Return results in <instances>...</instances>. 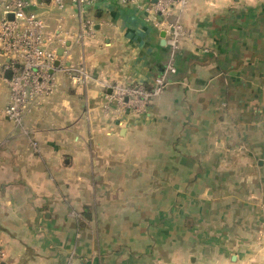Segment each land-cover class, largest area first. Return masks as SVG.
Listing matches in <instances>:
<instances>
[{
  "label": "crops",
  "instance_id": "1",
  "mask_svg": "<svg viewBox=\"0 0 264 264\" xmlns=\"http://www.w3.org/2000/svg\"><path fill=\"white\" fill-rule=\"evenodd\" d=\"M151 3L85 8V44L74 7L35 9L56 88L16 124L0 79V264H264V0L175 4L173 57ZM156 78L142 113L104 108Z\"/></svg>",
  "mask_w": 264,
  "mask_h": 264
},
{
  "label": "built area",
  "instance_id": "2",
  "mask_svg": "<svg viewBox=\"0 0 264 264\" xmlns=\"http://www.w3.org/2000/svg\"><path fill=\"white\" fill-rule=\"evenodd\" d=\"M45 0H0V79L9 89L10 99L5 116L19 124L23 116L31 109L40 108L56 88V78L52 73L54 64L59 60L56 49H51L52 39H47L46 26L42 18L34 12L44 5ZM98 0H48L49 8L62 11L72 6L77 11L79 27L74 36L76 43L85 44L94 37V22L85 16L84 9L93 6ZM151 1L152 0H148ZM122 5L139 6L140 0H119ZM185 4V0H155L151 3L150 12L156 16L153 25L163 31L171 47L172 57L180 48L184 31L179 20L172 21L174 5ZM32 9L33 11H31ZM12 16V19L8 17ZM64 38L71 35L64 33L57 43L63 46ZM69 55V54H68ZM61 72L71 74L72 79L85 82L88 75L82 68L64 67ZM5 72H11L9 80L4 78ZM168 72L175 74L173 66ZM163 78L154 80L151 93L142 90H116L114 96L108 98L105 109L109 104L117 106L113 114L120 115L125 111L140 114L149 105L151 99L158 96L165 88Z\"/></svg>",
  "mask_w": 264,
  "mask_h": 264
},
{
  "label": "rangeland",
  "instance_id": "3",
  "mask_svg": "<svg viewBox=\"0 0 264 264\" xmlns=\"http://www.w3.org/2000/svg\"><path fill=\"white\" fill-rule=\"evenodd\" d=\"M30 10L33 11L32 9ZM203 193L204 192H200V191H196V192L186 191V192H182V195L185 197V199H190V201L192 202L195 197L196 199H203L205 197L203 196Z\"/></svg>",
  "mask_w": 264,
  "mask_h": 264
},
{
  "label": "water",
  "instance_id": "4",
  "mask_svg": "<svg viewBox=\"0 0 264 264\" xmlns=\"http://www.w3.org/2000/svg\"><path fill=\"white\" fill-rule=\"evenodd\" d=\"M152 2H155V0H152ZM8 18L12 19V16H9ZM62 53H63V50H59V54H62ZM58 65H59V63L56 62L54 66H58ZM4 78L9 80L11 78V72H5Z\"/></svg>",
  "mask_w": 264,
  "mask_h": 264
}]
</instances>
